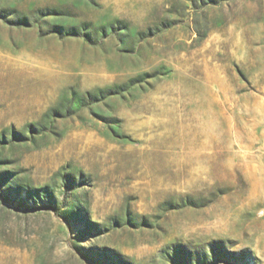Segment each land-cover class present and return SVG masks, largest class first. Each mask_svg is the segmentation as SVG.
<instances>
[{
	"label": "rangeland",
	"instance_id": "rangeland-1",
	"mask_svg": "<svg viewBox=\"0 0 264 264\" xmlns=\"http://www.w3.org/2000/svg\"><path fill=\"white\" fill-rule=\"evenodd\" d=\"M0 264H264V0H0Z\"/></svg>",
	"mask_w": 264,
	"mask_h": 264
}]
</instances>
